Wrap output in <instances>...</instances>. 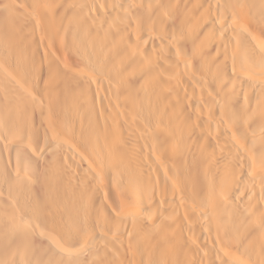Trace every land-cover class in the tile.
<instances>
[{"label": "bare ground", "instance_id": "1", "mask_svg": "<svg viewBox=\"0 0 264 264\" xmlns=\"http://www.w3.org/2000/svg\"><path fill=\"white\" fill-rule=\"evenodd\" d=\"M0 264H264V0H0Z\"/></svg>", "mask_w": 264, "mask_h": 264}]
</instances>
